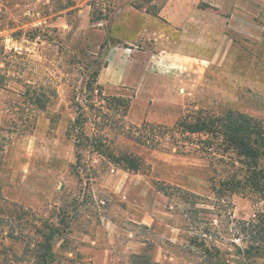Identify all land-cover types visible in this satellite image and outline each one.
<instances>
[{
  "label": "rangeland",
  "instance_id": "374dc122",
  "mask_svg": "<svg viewBox=\"0 0 264 264\" xmlns=\"http://www.w3.org/2000/svg\"><path fill=\"white\" fill-rule=\"evenodd\" d=\"M230 111L264 128V0H0V264L50 228L52 264H264V191L217 195L234 153L176 125Z\"/></svg>",
  "mask_w": 264,
  "mask_h": 264
},
{
  "label": "trees",
  "instance_id": "16d2710c",
  "mask_svg": "<svg viewBox=\"0 0 264 264\" xmlns=\"http://www.w3.org/2000/svg\"><path fill=\"white\" fill-rule=\"evenodd\" d=\"M98 70L96 68L95 75ZM90 90L93 92L95 87L92 86ZM114 99L124 100L123 98ZM124 103L125 113L128 109V102ZM187 118H180L177 121L176 125L179 126V129L192 134L205 133L211 135L213 138L220 139L221 144L230 148L234 153L233 155L221 154L220 161L225 165V170L218 182L219 184L213 186L217 195L245 190L250 192L264 191V128L255 119L241 112L232 111L216 117L197 116L194 120ZM72 125L71 136L76 146L95 152L109 162L121 165L126 170L137 171L140 168L142 159L139 156L128 151L112 150L102 135L95 132L90 135L85 132L83 124L78 118ZM135 139L139 143L149 144L150 142L146 141L148 138L143 134H137ZM216 145L220 146V143ZM54 232L55 230L50 228L48 234H43L45 253L39 256L40 259H43L42 264H52L53 262L51 239ZM244 251L248 253L249 249L246 248Z\"/></svg>",
  "mask_w": 264,
  "mask_h": 264
},
{
  "label": "crops",
  "instance_id": "0c3cea01",
  "mask_svg": "<svg viewBox=\"0 0 264 264\" xmlns=\"http://www.w3.org/2000/svg\"><path fill=\"white\" fill-rule=\"evenodd\" d=\"M104 69H110V63H107V66H105ZM117 77H120L121 78V74H119L118 72H114L112 70H111V73L107 77L105 76V72L99 74V80L101 82H105L106 79H108L109 81H112V80L117 79Z\"/></svg>",
  "mask_w": 264,
  "mask_h": 264
}]
</instances>
